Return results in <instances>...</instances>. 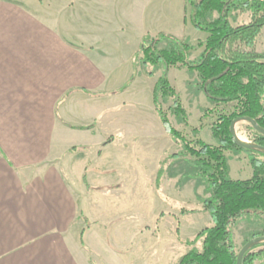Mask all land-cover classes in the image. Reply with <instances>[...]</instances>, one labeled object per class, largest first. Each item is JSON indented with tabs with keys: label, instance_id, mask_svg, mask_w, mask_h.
I'll use <instances>...</instances> for the list:
<instances>
[{
	"label": "crops",
	"instance_id": "crops-1",
	"mask_svg": "<svg viewBox=\"0 0 264 264\" xmlns=\"http://www.w3.org/2000/svg\"><path fill=\"white\" fill-rule=\"evenodd\" d=\"M5 1L0 0V264H176L184 254L182 240L198 231L200 214L196 209L182 217L176 207L192 201L199 187L186 185L178 190L164 183L158 191L151 190L149 197L160 204L148 222L139 223L128 208L138 186L123 178L119 169L111 181L90 183L89 175L103 156L92 158L90 152L101 144L108 149L122 141L127 147L135 138L121 129L106 133L111 141L103 137L98 146L92 145L103 114L111 109L102 106L94 118L80 114L88 102L114 96L85 92L116 88L103 89L104 81L112 78L98 64L97 56L107 54L77 36L75 42L67 31L65 35L38 15L26 14L22 7L7 8ZM140 6L152 13L169 9L182 18L186 11L185 0L132 4ZM144 34L127 54L131 62ZM158 125L152 134L164 148L166 138L160 140ZM72 134L87 140L72 142ZM72 145L87 147L84 151L89 153L79 154ZM164 155L162 149L151 177L156 178ZM231 164L229 160V176L243 179ZM110 168L99 169L104 176ZM92 193L100 195L101 204L103 197L110 198L115 212L104 214L100 208L93 215L88 205ZM125 203L126 215H118ZM206 222L212 225L209 214ZM119 232L127 239L122 243L116 235Z\"/></svg>",
	"mask_w": 264,
	"mask_h": 264
},
{
	"label": "trees",
	"instance_id": "trees-1",
	"mask_svg": "<svg viewBox=\"0 0 264 264\" xmlns=\"http://www.w3.org/2000/svg\"><path fill=\"white\" fill-rule=\"evenodd\" d=\"M185 2L190 6L189 19L193 27L208 34L203 42L197 43V46H203L197 58H189L195 46L188 39L179 40L164 32L146 33L133 55L134 71L129 79L114 90L85 92L92 96L122 93L133 82L138 65L140 72L148 77L153 76V72L147 71V65L161 67L153 87V107L165 132L179 150L160 162L155 185L158 189L165 172L169 179H177V189L190 181L194 188L203 186L207 196L199 200L212 222L211 226L200 230L194 240L186 241L193 245L200 239V247L192 246L176 264H236L240 249L237 250L234 244V225L241 220L248 225L249 237L245 243L264 236V159L251 156V177L232 179L229 158L225 155L229 150L254 151L235 143L229 126L236 117H250L264 130V53L245 49L254 46L264 27V0ZM213 11L218 16L208 20ZM233 11L248 13L251 20L234 26L229 20ZM161 41H165V46H158ZM175 65L195 73V80L187 84L194 87L195 94L203 93L214 106L212 110L217 112V118L211 129L216 144L201 139L187 140L170 125L163 112L161 100L167 102L170 99L172 114L179 123H187L188 115L182 100L168 80V70ZM250 129L254 133V144L264 147V134L252 125ZM259 153L264 157V150ZM168 160L172 162L164 170ZM256 261L264 264V242L246 250L240 264H255Z\"/></svg>",
	"mask_w": 264,
	"mask_h": 264
},
{
	"label": "rangeland",
	"instance_id": "rangeland-1",
	"mask_svg": "<svg viewBox=\"0 0 264 264\" xmlns=\"http://www.w3.org/2000/svg\"><path fill=\"white\" fill-rule=\"evenodd\" d=\"M6 0L7 8L22 7L26 14H36L40 20L44 22H50L56 26L59 30L67 31L69 37L77 42L78 39L83 43H92L96 45L99 51L107 56H97L98 64L104 65L107 76L112 80L104 81L103 89L117 88L122 85L130 75L133 73L134 68L131 60L128 59L129 54L136 45L138 38L144 32L155 35L157 31L171 34L179 40L188 39L195 47L189 53L191 60L197 58L203 49V46H197L198 42H203L208 34L204 31L197 30L193 27L189 19L190 6L186 3V11L184 18L175 15L171 10L166 12H147L145 9L133 8V2L140 0ZM167 2L168 0H157V3ZM101 4L108 5L106 8H101ZM218 16L216 11H213L208 20L215 19ZM230 23L232 25H238L247 23L251 20L248 13H242L239 11H233L229 16ZM65 30V31H64ZM153 31H155L153 33ZM63 33V34H64ZM66 35V33H65ZM78 43V42H77ZM159 47L165 46V41H161ZM246 50H254L258 53H264V27L261 28L254 46L252 48H245ZM114 53V54H113ZM127 56V57H126ZM147 71H152L153 76L148 77L140 72V67H137V74L130 84L125 89L124 94L117 93L113 97H103L96 99L91 103H87L81 110V116L97 117L100 115V108L109 107L106 113L103 114V124L99 128V136L94 137L91 141H94L92 145L98 146L100 138H104V141H111L112 136H108L106 133H114L117 130H124L131 133L135 138L131 140V143L124 147L121 144H115L108 149H104V145L98 146V149L90 152L89 155L93 158L96 154L102 156L99 164L94 167L93 173L89 175V182L98 184L101 181H111L116 174H123V178L135 183L137 187L136 194L134 195V201L129 202V212L134 211V217L136 222L143 223L148 222L153 214L154 207L160 203H155L149 195L152 191H158L155 185L156 178L151 177L155 173L157 166V157L165 150V155L160 162L168 157L173 152L179 150L168 135L164 134L162 124L154 110L152 102V92L155 81L161 72V67L147 65ZM196 78L195 73H189L186 67L182 65L171 66L168 70V80L170 85L179 94L182 103L185 107L188 115L187 123L182 124L177 121L170 109L171 100L167 102L161 100V107L166 114L167 119L172 127L178 130L187 140L201 139L208 144H216V140L212 135L211 124L217 118V112L212 110L214 107L203 93L199 92L195 94L194 87L188 85L187 82L194 81ZM115 88V89H116ZM96 104V105H94ZM207 111V112H206ZM206 112V113H205ZM159 124L160 140L166 138V145L163 148L161 141L154 140V126ZM235 132L238 140L245 143H254V133L250 129V124L246 121H238L235 124ZM72 142L87 140V138H81L75 134L70 135ZM129 143V142H128ZM127 143V144H128ZM75 151L79 154H87L84 150L87 147L72 145ZM86 148V149H85ZM128 148V149H126ZM104 149V150H103ZM84 151V153L81 152ZM251 153L245 151H225V155L233 162L231 167L235 165L237 176L247 179L251 177L252 166L250 163V157H257L264 159L260 155L259 150L253 149ZM124 155V156H123ZM171 160H168L164 165V170L168 168ZM112 167L108 169L109 175L101 174L100 167ZM119 169V171H117ZM117 171V172H116ZM177 179H169L164 172L161 175L159 181V187H162L164 183L172 188L175 186ZM161 185V186H160ZM190 185L194 187L193 181L186 183L184 186ZM183 186V187H184ZM145 187H149L148 193ZM182 187V188H183ZM179 190V189H178ZM198 193L192 201H184L181 206L176 207L179 215L183 217L187 213L196 211L199 209V221L198 231H196L190 239H183V252L185 253L192 246L200 247V239L191 245L186 241L194 240L197 233L211 224L206 222L208 214L204 210L200 198H205L207 195L204 193V187L198 188ZM88 196V205L93 211V215L97 214L96 209H104V214L107 212H115L116 204L109 198L103 197L99 199L100 195ZM130 194V193H129ZM149 194V195H148ZM126 195V193H125ZM131 195V194H130ZM148 195V197H147ZM98 196V197H96ZM101 200V201H100ZM101 202V203H100ZM133 207V208H132ZM158 209V207H157ZM205 212L202 215V211ZM123 211V212H122ZM127 204L123 206V209L119 211L118 215H126ZM161 212V211H160ZM102 213V211H101ZM165 213H159V217ZM248 225L243 220L236 223L233 227V239L236 249L239 250L244 245L245 241L249 237ZM250 230V229H249ZM117 238L120 243L127 240L126 236L122 233H117ZM139 244H142V237L139 236ZM122 264V261H119ZM255 264H258L256 261Z\"/></svg>",
	"mask_w": 264,
	"mask_h": 264
},
{
	"label": "water",
	"instance_id": "water-1",
	"mask_svg": "<svg viewBox=\"0 0 264 264\" xmlns=\"http://www.w3.org/2000/svg\"><path fill=\"white\" fill-rule=\"evenodd\" d=\"M238 121H246L247 123H249L250 125H252L253 128L256 131L264 134V130L261 129L257 125V123L255 122L254 119H252L250 117H246V116L236 117L235 119L232 120V122L230 123V126H229V130H230V132L232 134V137H233L235 143L237 145H239V146H242V147H245V148H249V149L264 150V147H261L259 145L254 144V143H245V142H241L240 140H238L237 135H236V132H235V124ZM261 242H264V236L256 237V238H253V239L249 240L248 242H246L242 246V248L240 249V251H239V253L237 255L236 264H240L241 263L242 256H243V254L245 253L246 250H248L254 244L261 243Z\"/></svg>",
	"mask_w": 264,
	"mask_h": 264
}]
</instances>
